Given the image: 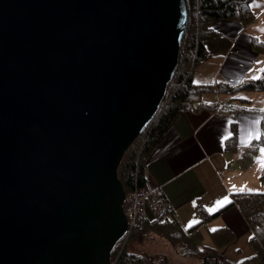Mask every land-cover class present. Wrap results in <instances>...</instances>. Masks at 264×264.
<instances>
[{"label": "water", "instance_id": "water-1", "mask_svg": "<svg viewBox=\"0 0 264 264\" xmlns=\"http://www.w3.org/2000/svg\"><path fill=\"white\" fill-rule=\"evenodd\" d=\"M184 0H0V264H110L116 170L177 65Z\"/></svg>", "mask_w": 264, "mask_h": 264}, {"label": "trees", "instance_id": "trees-1", "mask_svg": "<svg viewBox=\"0 0 264 264\" xmlns=\"http://www.w3.org/2000/svg\"><path fill=\"white\" fill-rule=\"evenodd\" d=\"M184 4L187 22L179 43L175 71L165 86L164 96L159 101V107L153 113L152 119L127 147L126 152L136 145L126 156L122 171L119 166L116 170L125 194L135 187L146 186L144 169L174 114L179 111L193 113L200 110L226 114L239 110L241 101H246L241 98L239 103H236V91L242 89L264 92V72L258 75L260 79L247 78L234 85H228L226 82L201 85L192 79V70L210 56L204 43L218 38L219 33L213 30L217 20H236L243 26L255 20L250 0H184ZM250 42L256 52L264 54L263 39L253 36ZM206 91L225 92L229 97L221 103H205L200 98ZM261 121L263 122L264 118L261 117ZM260 138L258 139L261 140ZM233 139L234 135H230L225 140L226 148L232 151L235 149ZM258 177V180L264 181V165ZM229 196L230 202H225L211 211L205 210L197 201L194 206L198 215L197 221L184 226L180 225L170 208H167L165 218L161 221L157 218L151 219L152 214L148 211V217L141 226L129 229L124 237L116 241L109 254L110 264H264V191L238 190L231 191ZM231 205L237 207L247 223L250 230L248 241L254 251L253 255L243 257L238 262L232 261L220 251L221 247L233 240V234L227 226H216L209 231L212 245L200 242L199 228L221 216ZM157 244L164 245L170 251L173 248L174 250L171 254L160 250L153 251L151 247Z\"/></svg>", "mask_w": 264, "mask_h": 264}, {"label": "crops", "instance_id": "crops-1", "mask_svg": "<svg viewBox=\"0 0 264 264\" xmlns=\"http://www.w3.org/2000/svg\"><path fill=\"white\" fill-rule=\"evenodd\" d=\"M257 20H255L257 23L252 25L249 23L245 26L238 21L218 20L217 24L213 25V30L219 33L218 38L204 43L210 56L192 70L193 81L201 85L212 82L234 85L253 75L258 76L260 74L258 69L264 67V60L260 56L263 53L256 52L250 42L253 36L257 39L264 38L261 37L264 36V28ZM257 61L262 63L257 64ZM241 91L242 89L238 90L236 94ZM248 92L252 95L250 91L243 90V93H246L244 98H250V95L247 96ZM236 96L239 95H235L234 98ZM228 97L225 92L206 91L202 93L200 99L205 103H221ZM234 101L239 103L238 100ZM236 111L235 114H219L208 110L193 113L179 111L174 114L144 169L146 185L151 189H158L182 226L185 223L189 224L191 220L194 221L196 212L194 206L197 201L205 207V210L211 211L221 207L222 205L217 201L225 196L229 199L231 191L248 187V185L242 187V183L247 181L238 175L239 168H235V164L229 162L225 153L235 155L241 147L256 150L251 142L258 133V123H255L258 121V116L254 112H245L242 108ZM230 135H234L233 151L226 148L225 140ZM250 155L253 156L254 153H247L246 156ZM237 158H242L241 162H237L238 165L248 166L243 154L242 157L233 159ZM254 159H258L260 165H258L259 171L257 168L251 175V187L259 179L258 175L264 164L263 160L260 162L259 158L252 160ZM255 165L257 164L252 166ZM225 171H229L227 175ZM236 208L233 205L229 206L221 216L207 223L208 231L221 225L229 228L233 234L232 238L243 232L250 234L247 223ZM213 221L215 222L212 223ZM232 242L233 240L228 244ZM237 249L238 247L235 251ZM220 251L235 262L244 257H233L227 244L221 247Z\"/></svg>", "mask_w": 264, "mask_h": 264}, {"label": "rangeland", "instance_id": "rangeland-1", "mask_svg": "<svg viewBox=\"0 0 264 264\" xmlns=\"http://www.w3.org/2000/svg\"><path fill=\"white\" fill-rule=\"evenodd\" d=\"M250 7H251V9L253 11V14L255 15V20L258 19L257 21L260 22L262 24V27L264 28V0H250ZM255 20L253 22H251V25L253 23L254 24L257 23V22H255ZM231 21L237 22L236 20H231ZM231 21H229V22H231ZM217 22H218V20H217ZM217 22L214 23V26L217 24ZM261 37H264V36H261ZM263 40H264V38H263ZM252 47H253V45H252ZM253 49H254V47H253ZM260 56L264 60V54H262ZM236 92H235V95H239V96H236L234 98L235 100L240 101L241 98L246 97V93H243V90L240 93H238V94H236ZM250 92H251L252 95H250L249 92L247 94V96L250 95V98H248V99L244 98V99H246V101H241L242 104L240 106L243 109V111H245V112H254V114H256L258 116L259 123L257 124L258 125V130L257 131L260 134V137H261L260 139L261 140L256 138L257 137V133H256L255 134L256 137L251 142L252 144H254V147L256 149L255 151L252 150V149H249V148L241 147L240 151L236 152L235 155H232L230 153H225V156H226L227 159H229L230 163L235 164V168H239L238 175L240 177L246 179L247 183L243 182L242 183V185H243L242 187H247L246 185H248L247 188H251L252 190L264 191V181L256 180V183H254V185L252 187L250 185L251 175L254 174V172L257 170V168H258V171H259L258 165H260V163H258V159H254V160H252V159L253 158H259L260 162H261V160L264 161V153L261 152V149L264 148V121L263 122L261 121V117L264 118V111H262V110H264V92L263 91L262 92L250 91ZM222 95L223 94H221V96ZM233 102L234 101H232V103ZM230 113L231 114H235V113H237V111L235 110V111L230 112ZM233 143H234V140H233ZM135 146L133 145L128 152H126V150H125V154H124L125 156L123 155V157H121V160H120V162L118 164L120 170L122 169L123 164L126 161V156L129 154V152L133 148H135ZM250 152H253L254 155L253 156L252 155L246 156L247 153H250ZM242 154H243V157H245V160H246V162H247L249 167L245 166L244 164L242 166L238 165L237 162H241L242 158H237L236 160L233 159L234 157H242ZM251 164L252 165L253 164H257V165H255L253 167ZM228 172L229 171H225L224 172L225 175H227ZM244 184H245V186H244ZM247 188H243V189L247 191V190H249ZM238 190H240V189H238ZM255 204H258V203H255ZM196 218H198V215L196 216V212H195L194 221L191 220L188 223L195 222ZM214 222L215 221H213L212 223H214ZM185 224H187V223H185ZM208 228H209V225L207 226L206 224L199 228V231L201 233L200 242L201 243H207V245H212V240L210 238L209 231H208L209 229ZM248 235H250V234H248V232H243L237 237L233 236V242L232 243H230V244L227 243V248H229V250L232 251L233 257L241 258L243 256L246 257L245 255H248V254H249V256H250V254L253 255L254 251H252L253 248H251V246L249 244L248 237H247ZM154 239H157V237H154ZM224 246H226V245H224ZM237 247H238V249L235 251V249ZM151 248H152L153 251H157V250L165 251L166 254L167 253L171 254V252L174 250V248H173L170 251L169 249H166L165 246L162 245V244L154 245ZM222 254H223V252H222ZM262 259L264 261V253L262 255ZM232 261H235V260H232Z\"/></svg>", "mask_w": 264, "mask_h": 264}, {"label": "built area", "instance_id": "built-area-1", "mask_svg": "<svg viewBox=\"0 0 264 264\" xmlns=\"http://www.w3.org/2000/svg\"><path fill=\"white\" fill-rule=\"evenodd\" d=\"M123 200V214L128 231L135 226H141L148 217V211L152 214L151 219L157 218L161 221L165 218L167 208H170L158 189H151L148 185L129 190Z\"/></svg>", "mask_w": 264, "mask_h": 264}, {"label": "snow or ice", "instance_id": "snow-or-ice-1", "mask_svg": "<svg viewBox=\"0 0 264 264\" xmlns=\"http://www.w3.org/2000/svg\"><path fill=\"white\" fill-rule=\"evenodd\" d=\"M256 63L259 64V63H262V62L257 61ZM258 71L264 72V68L258 69ZM260 78L261 77L260 76H257V75H253V76L250 77V79H253V80H257V79H260ZM262 111H264V110H262ZM255 123H259V121H255ZM259 135L260 134L257 133V137H256L257 139L259 138ZM261 152L264 153V148L261 149ZM240 190L243 191L244 189L241 188ZM251 190L252 189H249V191H251ZM225 202H230L227 196H225L222 200L217 201V203L220 204V205L225 204ZM213 230H215V229H213Z\"/></svg>", "mask_w": 264, "mask_h": 264}]
</instances>
